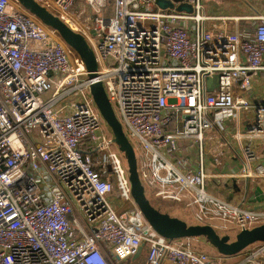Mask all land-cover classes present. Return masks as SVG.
I'll return each mask as SVG.
<instances>
[{
  "label": "built area",
  "instance_id": "obj_1",
  "mask_svg": "<svg viewBox=\"0 0 264 264\" xmlns=\"http://www.w3.org/2000/svg\"><path fill=\"white\" fill-rule=\"evenodd\" d=\"M177 1L193 13L154 0H110L109 18L96 7L94 34L82 35L98 78L154 197L184 201L197 222L224 230L263 225L264 8L207 16L200 0ZM75 3L53 0L77 32ZM26 16L0 0V264H118L144 245V264H213L191 240L163 238L145 221L83 62ZM194 145L191 171L179 163ZM239 264H264V244Z\"/></svg>",
  "mask_w": 264,
  "mask_h": 264
},
{
  "label": "water",
  "instance_id": "obj_2",
  "mask_svg": "<svg viewBox=\"0 0 264 264\" xmlns=\"http://www.w3.org/2000/svg\"><path fill=\"white\" fill-rule=\"evenodd\" d=\"M32 16L40 25L55 32L63 42L84 64L88 92L92 102L108 129L111 142L119 152L130 184L131 199L151 228L168 240H197L210 247L219 256L233 257L256 244H264V224L250 229L223 230L222 232L209 224L197 222L192 213L185 208V203L154 197L141 179L139 155L127 137L113 106L111 105L102 82L98 78V64L93 49L87 39L70 29L56 14L49 11L36 0H13ZM177 0H154V5L161 11L193 13L190 5L175 7ZM150 195H149V194ZM166 203L176 204L182 214L164 207ZM172 212V214H171ZM139 247L134 257L139 256Z\"/></svg>",
  "mask_w": 264,
  "mask_h": 264
},
{
  "label": "crops",
  "instance_id": "obj_3",
  "mask_svg": "<svg viewBox=\"0 0 264 264\" xmlns=\"http://www.w3.org/2000/svg\"><path fill=\"white\" fill-rule=\"evenodd\" d=\"M46 1L47 0H45V2ZM75 1H76V3H75V6L73 7L72 12H73L74 17L78 19V22H80V24H78L76 26V28H77V33H80L81 35L86 34V32L89 35L94 34L95 27L92 25L91 19H92V16L95 15L96 7L101 6V9L103 10L104 16L109 18L112 15V4H111L110 0H96L95 5L93 6L94 10H93V8L91 9L90 7H88L85 3H82V2H84V0H75ZM245 1H247L246 2L247 4L245 3L242 5L240 3L241 0H200L199 3H200V6L202 7L204 13L207 16L235 17V16H244V15H249V14L261 13V11H263L264 0H245ZM45 2L42 5L44 7H46L49 11H51L52 13L57 15V11L53 5V0H50L49 4H46ZM184 5H188V4H184ZM102 6H103V8H102ZM240 8H242V9L245 8V9L240 12ZM244 24L247 25V22H245ZM225 28H226V30H228L230 32L233 31V29H234L233 22L229 21ZM190 31L194 32V28H191ZM82 36H84V35H82ZM237 127L240 131H243L245 129V125L243 124V122L236 125V126L233 125L231 127V129L236 130ZM194 150L196 151L195 156L192 154V153H194ZM181 153H182V155H184V157L190 156V159L192 161L191 165H190V170L191 171L197 170L199 163H198V157H197V149H196L195 145H194V147L190 148V151L186 150L185 153L183 151H181ZM262 158H263L262 161L264 162V156ZM225 160L229 164H232V165L235 164L233 162L232 155H230L229 153H228V155L225 156ZM111 199L114 203H116L115 195L112 196ZM180 202H183V201H180ZM164 207L167 209H170V208L173 209L175 211V213L177 212V214L178 213L182 214L181 208L176 204L166 203L164 205ZM185 208L191 212L190 208L186 206V203H185ZM171 214H172V212H171ZM215 228H217V227H215ZM217 229H221V227L217 228ZM192 244H193L195 249H196V246H199V245L204 246L202 241H197V240L192 241ZM147 251H148V249H147L146 245H144V246H142V250H141L139 256L134 257V255H133L131 258H128L122 262H119L118 264H144ZM215 254L216 255H212V257H211L213 264H239L243 260V254L242 253L239 255L233 256V257H222V256H219L217 253H215ZM161 264H169V263L164 261Z\"/></svg>",
  "mask_w": 264,
  "mask_h": 264
},
{
  "label": "rangeland",
  "instance_id": "obj_4",
  "mask_svg": "<svg viewBox=\"0 0 264 264\" xmlns=\"http://www.w3.org/2000/svg\"><path fill=\"white\" fill-rule=\"evenodd\" d=\"M7 1V3L9 4V7H10V9L11 10H13V11H19V12H23V10L18 6V4L16 3V2H14L13 0H6ZM49 2H50V0H47L45 3L46 4H49ZM247 1H245V0H241V5L242 4H245ZM82 3H86V1L84 0V2H82ZM247 4V3H246ZM150 9H153L154 7L153 6H151V7H149ZM245 9V8H244ZM244 9H242V8H240V12L241 11H243ZM239 12V13H240ZM25 13V12H24ZM235 13V12H234ZM250 13V12H249ZM248 13V14H249ZM27 16H26V18L28 17L29 19H31L32 21H34V22H36V23H38L32 16H30L28 13H25ZM57 38V40H58V37H56ZM59 41V43H60V45H61V47H63L65 50H68L69 48L67 47V46H65L64 44H63V42L62 41H60V40H58ZM66 103H68V104H70V105H72L73 106V104H74V98H68V100L67 101H65ZM72 107L70 106V107H68V110H70ZM261 144H262V148L264 149V141H261ZM190 144L187 142V141H180V142H178V146H179V148H184V147H188ZM194 156H195V154H196V151L194 150V153H192ZM191 162L192 161H185V160H181L180 161V165H185L186 163V167L189 169L190 168V165H191ZM180 168L182 169V167L180 166ZM217 226V228H220V226L219 225H216ZM224 229L223 228H221L219 231H223ZM255 247V245L254 246H251V247H249L248 249H252V248H254ZM196 250L198 251V252H202V253H205L206 255H208L209 257H210V259H211V257H212V255H216L215 253V251H213L210 247H208V246H206V245H204V246H202V245H199V246H196ZM245 252H246V250L245 251H243L242 252V254H243V256H244V254H245ZM212 260V259H211Z\"/></svg>",
  "mask_w": 264,
  "mask_h": 264
},
{
  "label": "trees",
  "instance_id": "obj_5",
  "mask_svg": "<svg viewBox=\"0 0 264 264\" xmlns=\"http://www.w3.org/2000/svg\"><path fill=\"white\" fill-rule=\"evenodd\" d=\"M59 39V38H58ZM60 40V39H59ZM85 144V146H83V150H84V152H86V153H88L89 151H88V148H87V146H86V143H84Z\"/></svg>",
  "mask_w": 264,
  "mask_h": 264
}]
</instances>
